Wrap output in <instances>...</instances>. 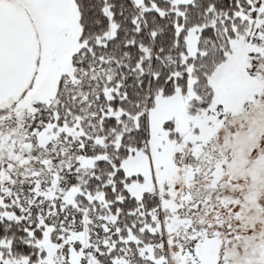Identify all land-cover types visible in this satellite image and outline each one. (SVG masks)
Here are the masks:
<instances>
[{"label":"snow or ice","instance_id":"6c2138e0","mask_svg":"<svg viewBox=\"0 0 264 264\" xmlns=\"http://www.w3.org/2000/svg\"><path fill=\"white\" fill-rule=\"evenodd\" d=\"M0 264H264V0H0Z\"/></svg>","mask_w":264,"mask_h":264}]
</instances>
